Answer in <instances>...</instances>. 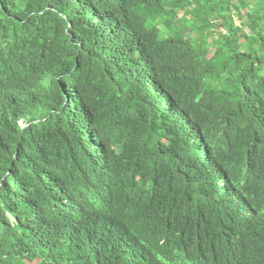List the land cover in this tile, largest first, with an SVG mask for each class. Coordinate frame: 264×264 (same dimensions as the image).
<instances>
[{"label": "trees", "instance_id": "1", "mask_svg": "<svg viewBox=\"0 0 264 264\" xmlns=\"http://www.w3.org/2000/svg\"><path fill=\"white\" fill-rule=\"evenodd\" d=\"M166 209L264 264V0H0V264H113L88 219L179 241Z\"/></svg>", "mask_w": 264, "mask_h": 264}, {"label": "clouds", "instance_id": "2", "mask_svg": "<svg viewBox=\"0 0 264 264\" xmlns=\"http://www.w3.org/2000/svg\"><path fill=\"white\" fill-rule=\"evenodd\" d=\"M215 203L216 210L227 212L228 218L234 219V201L226 192L209 196ZM132 212L140 221V206L132 203ZM166 209V221L172 229L180 230L179 241H169L168 236H156L153 230L147 231L138 244L131 242L130 235L138 224L126 225L118 221V217L110 212L88 219V237L92 240L90 252H96L98 262L113 264H206L202 256L187 243L188 228L182 214ZM94 221L95 227L89 223ZM122 226V227H121ZM121 227V228H120ZM161 232H163L161 230Z\"/></svg>", "mask_w": 264, "mask_h": 264}, {"label": "rangeland", "instance_id": "3", "mask_svg": "<svg viewBox=\"0 0 264 264\" xmlns=\"http://www.w3.org/2000/svg\"><path fill=\"white\" fill-rule=\"evenodd\" d=\"M182 13H183V11H178V12H177V16H178V17H180V16L182 15ZM234 19H235L236 23L238 24V21L236 20V18H235V17H234ZM216 22L220 23V19H219V20H217ZM176 25H177V26H179V23H178V22H176Z\"/></svg>", "mask_w": 264, "mask_h": 264}]
</instances>
